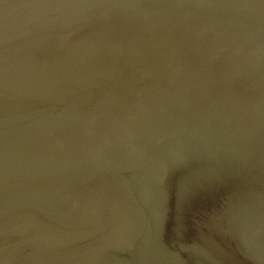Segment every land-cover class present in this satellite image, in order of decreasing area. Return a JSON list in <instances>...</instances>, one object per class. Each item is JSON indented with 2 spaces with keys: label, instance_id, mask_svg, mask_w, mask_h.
Wrapping results in <instances>:
<instances>
[{
  "label": "water",
  "instance_id": "1",
  "mask_svg": "<svg viewBox=\"0 0 264 264\" xmlns=\"http://www.w3.org/2000/svg\"><path fill=\"white\" fill-rule=\"evenodd\" d=\"M0 264H264V0H0Z\"/></svg>",
  "mask_w": 264,
  "mask_h": 264
}]
</instances>
